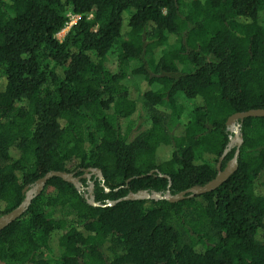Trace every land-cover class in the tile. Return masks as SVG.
Here are the masks:
<instances>
[{
    "label": "trees",
    "instance_id": "16d2710c",
    "mask_svg": "<svg viewBox=\"0 0 264 264\" xmlns=\"http://www.w3.org/2000/svg\"><path fill=\"white\" fill-rule=\"evenodd\" d=\"M260 108L264 0H0V217L48 172L103 175L87 197L49 179L0 230V264H264V116L242 121L214 190L122 199L207 184L235 156L230 116Z\"/></svg>",
    "mask_w": 264,
    "mask_h": 264
},
{
    "label": "water",
    "instance_id": "95a60500",
    "mask_svg": "<svg viewBox=\"0 0 264 264\" xmlns=\"http://www.w3.org/2000/svg\"><path fill=\"white\" fill-rule=\"evenodd\" d=\"M264 116V108L260 109H251L245 112H239L236 114H233L228 119L227 123L230 125L232 131H233V140L236 141V153L235 156L224 169H221V161L223 157L220 158V161L218 162L217 168H218V174L217 176L204 185L199 186H193L185 191L180 192L177 195H171L167 193L166 195H162L157 192H149L148 190H140L138 192H130L127 196H125L122 199L126 200H140V199H160L165 198L169 199L170 201H178L181 199H184L186 197H192L197 194L206 193L209 191L214 190L217 188L226 178H228L235 170L238 168V154L240 151V146L243 142L242 135L240 134V125L242 121L247 117H263ZM230 145V144H229ZM228 150H226L227 152ZM92 173H96L100 178L103 179V175L100 169H93L89 168L85 175L77 176L75 173L65 172V171H51L45 174L42 178H40L36 185L33 186L30 190L27 191L25 200L14 210L11 212L4 214L0 217V230L8 226L11 222L21 217L30 207V204L32 202V199L38 195L41 191H43L46 183L49 179L53 177H61L64 180L71 182L75 184L77 187L80 188L81 185V178L88 177L90 178ZM28 189V187L25 188V190ZM93 191V183L90 188L89 195H92ZM88 196V195H87ZM86 196V197H87ZM93 203V201H92Z\"/></svg>",
    "mask_w": 264,
    "mask_h": 264
},
{
    "label": "rangeland",
    "instance_id": "374dc122",
    "mask_svg": "<svg viewBox=\"0 0 264 264\" xmlns=\"http://www.w3.org/2000/svg\"><path fill=\"white\" fill-rule=\"evenodd\" d=\"M77 20V16L76 15H72L70 14V22L68 23L67 27L62 30L59 34H58V38L59 39H63L65 37V35L67 34V32L69 31L70 27L72 26L73 23H75V21ZM178 44V39L175 36H170L169 39L167 40V43L165 44L164 47L166 48H171L174 47ZM115 58L116 56L112 55L109 57L108 59V66L111 68H115ZM143 77L141 76H135L133 74H130L127 79L125 80V83L127 85H130L132 88V93L135 94V90H137L136 88H138V90L141 88V86L144 84L143 82ZM144 86V85H143ZM158 85L153 86V88H157ZM145 88V86H144ZM137 92V91H136ZM176 103H177V107L180 109V122H187L189 120L190 117V111L193 108V104L194 101L191 99L186 98L184 95L182 94H178L176 96ZM160 108L162 110H165L168 113H172L173 109L168 106V104L166 105H161ZM142 122L146 125L149 124V119H148V115L146 113V111H142L140 114H135L133 116L130 117V119H124L122 121V126L123 128H125L128 124H136ZM237 145L236 141L231 140L230 145H229V149H233L235 148ZM92 178V177H91ZM92 183H94L93 179H90L86 182H82L80 185V189L82 190V192L87 196L90 193V188L92 186ZM58 212H62L66 215V211H62V210H57ZM68 217L70 219H73V217L71 215H68Z\"/></svg>",
    "mask_w": 264,
    "mask_h": 264
},
{
    "label": "flooded vegetation",
    "instance_id": "af4514ba",
    "mask_svg": "<svg viewBox=\"0 0 264 264\" xmlns=\"http://www.w3.org/2000/svg\"><path fill=\"white\" fill-rule=\"evenodd\" d=\"M86 173V172H85ZM85 173L84 174H80V175H77V176H82V175H85ZM91 177H92V175H91ZM91 177L90 178H88V177H85L84 179H88V180H90L91 179ZM82 179L83 178H81L80 180H81V182H82Z\"/></svg>",
    "mask_w": 264,
    "mask_h": 264
}]
</instances>
